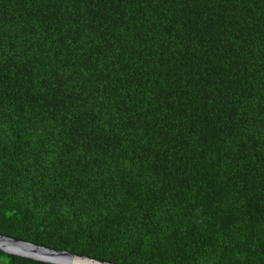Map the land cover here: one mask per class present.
I'll return each instance as SVG.
<instances>
[{
    "label": "trees",
    "instance_id": "1",
    "mask_svg": "<svg viewBox=\"0 0 264 264\" xmlns=\"http://www.w3.org/2000/svg\"><path fill=\"white\" fill-rule=\"evenodd\" d=\"M0 234L264 264V0H0Z\"/></svg>",
    "mask_w": 264,
    "mask_h": 264
},
{
    "label": "water",
    "instance_id": "2",
    "mask_svg": "<svg viewBox=\"0 0 264 264\" xmlns=\"http://www.w3.org/2000/svg\"><path fill=\"white\" fill-rule=\"evenodd\" d=\"M0 251L47 264H114L0 234Z\"/></svg>",
    "mask_w": 264,
    "mask_h": 264
}]
</instances>
